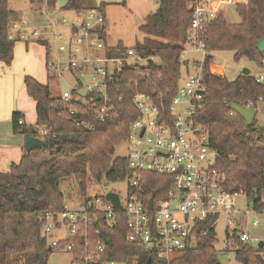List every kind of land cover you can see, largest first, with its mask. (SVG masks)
<instances>
[{"label": "trees", "instance_id": "obj_1", "mask_svg": "<svg viewBox=\"0 0 264 264\" xmlns=\"http://www.w3.org/2000/svg\"><path fill=\"white\" fill-rule=\"evenodd\" d=\"M43 1L31 0L40 5ZM57 1L47 0L48 6L54 8ZM192 3L193 0H160L156 11L144 18L139 25L144 38L133 48L155 60L123 70L109 88L114 109L105 121H99L92 113V105L85 101L66 103L60 94L54 96L55 79L49 72L47 83L32 75L25 76L26 91L36 102V126L47 133L41 136L34 126L19 124L23 114L18 111L13 113L14 131L61 142L25 151L19 163L12 164L9 171H0V264H47L55 248L43 236L42 228L48 213H58L64 207L65 197L60 187L63 178L74 177L83 195L87 194L91 181L125 180L129 173L127 158H113V154L129 138L131 125L139 117L135 92L142 91L166 105L174 100L183 77L182 57L192 35ZM107 5L97 6L104 12ZM95 7L89 0H68L63 9L81 12ZM236 10L241 18L239 22H230L220 13L203 35L208 52L203 62L206 93L194 120L208 131L218 152L217 167L229 173L230 186L244 191L254 206L264 208V128L257 125L256 118L248 125L230 107L231 103H238L257 108L264 102V81L247 69L234 80L210 69L214 57L211 52L218 50H232L236 60L246 57L264 68V54L257 49V43L264 38V0H246L237 4ZM19 19L20 14L10 8L8 0H0V63L8 66L14 60L15 44L20 40L17 36L10 39V26ZM38 43L44 45L42 41ZM128 48L119 41L109 53L117 55ZM71 109L78 113L71 116ZM81 120L94 128L78 124ZM142 182L147 201L156 202L167 197L171 177L143 172ZM94 212H91L93 224L89 232L92 238L105 241L106 260L146 264L151 259L161 264L156 255L127 239V220L122 211L117 212L115 223H109L99 211ZM215 240L213 235L200 239L197 248L189 249L177 263L217 264ZM249 251L248 247H242L237 258L247 264Z\"/></svg>", "mask_w": 264, "mask_h": 264}, {"label": "built area", "instance_id": "obj_2", "mask_svg": "<svg viewBox=\"0 0 264 264\" xmlns=\"http://www.w3.org/2000/svg\"><path fill=\"white\" fill-rule=\"evenodd\" d=\"M244 2L246 0H193L190 47L206 51L203 35L209 24L225 12L226 5ZM48 9V2L44 0L33 18L21 15L11 24V35L27 43L44 42L43 46L48 48L47 70L55 79L54 87L59 88L61 99L66 103L85 101L92 105V113L98 120L105 121L114 109L110 86L125 68L147 65L155 57L145 56L133 47L117 55L110 54L113 46L104 38L106 16L98 7L79 12V21L75 19L71 24H67L65 17L53 18ZM32 21L39 26H30ZM195 71L182 77L170 105L142 91L135 92L139 117L132 123L126 140L129 173L125 178L128 181L125 202L118 193L120 209L104 197L90 201L79 210L63 207L58 213H48L42 234L50 246L72 251L78 264H115L117 262L105 259V241L90 235L91 212L99 211L109 223H115L117 212L122 211L127 220V239L156 255L161 264H178L177 260L191 249L194 238L199 244L204 237H215L223 216L229 218L226 225L229 234L233 233L242 247L258 243L259 250L264 249V239L243 230V222L238 229H233V218H245L249 213L235 207L236 198L247 194L230 186L229 173L217 167L218 152L212 146L208 131L194 120L206 93L203 65ZM257 78L264 80L262 75ZM64 83L69 87L64 88ZM83 89L85 94L80 93ZM77 113L75 109L70 110L71 116ZM18 123L24 124V120L21 118ZM77 123L94 128L84 120ZM46 133L39 128L41 136ZM143 172L171 177L165 199L147 201L143 193ZM253 213L264 214V208L253 204ZM96 214L94 212V216ZM261 223L256 217L252 225ZM259 250L254 251L256 256L263 254ZM262 257L264 259V254Z\"/></svg>", "mask_w": 264, "mask_h": 264}, {"label": "rangeland", "instance_id": "obj_3", "mask_svg": "<svg viewBox=\"0 0 264 264\" xmlns=\"http://www.w3.org/2000/svg\"><path fill=\"white\" fill-rule=\"evenodd\" d=\"M93 4L100 5L101 3H107V7L104 11L107 19V43L111 46H115L119 41H121L127 47H133L138 41H142L144 34L139 30V25L144 21V18L151 12L156 11L159 7L160 0H89ZM29 0H8V4L11 8L19 12L21 15H27L29 18H33L36 15L35 10L29 5ZM68 0H58L57 10L48 9L49 15L53 18L65 17L67 19V24H71L75 19L79 21L80 17H77L78 13L76 11L64 10L63 7L66 5ZM40 4L35 3L34 8H37ZM226 18L230 22H239L240 16L236 10V5H226L224 12ZM30 26H39L38 23L32 21ZM40 24V23H39ZM42 24V23H41ZM67 28V26H63ZM38 42H29L19 40L15 44V56L12 64L5 67L4 75L8 76L11 74L15 77L17 71L23 70L25 67H33V72L37 74L39 80L42 83L48 82V70L47 66L45 69L44 60L38 57L35 46ZM36 44V45H35ZM35 45V46H34ZM37 47V46H36ZM39 49V48H37ZM186 53L183 54V62L190 65V73H196L195 69L198 66H202L205 60L207 51L203 49H192L189 44L186 46ZM35 52H34V51ZM211 54L213 57L214 66H219L224 70V75L229 80H234L240 73L245 69L249 70L251 74L255 76H264V68L254 61L246 57H242L239 60L234 58L235 52L232 50H218L213 51ZM185 64L183 66V77L186 75ZM264 64V59H263ZM211 65V66H212ZM2 67V65H0ZM212 71V67L210 68ZM47 70V73H46ZM8 71V73H7ZM200 71V70H198ZM201 72V71H200ZM213 73V72H212ZM2 75L0 70V85L3 78L6 76ZM31 75V74H30ZM264 81V80H263ZM15 84V82H14ZM64 88H68L66 83L63 84ZM18 89L23 92L22 85H18ZM25 91V90H24ZM52 93L54 96L60 94L58 87L52 88ZM23 96L26 98L25 94ZM28 97V96H27ZM257 115V125L264 127V102H260L256 108ZM128 156V142L123 141L113 154V158L127 157ZM10 166V165H9ZM5 166L0 163L1 171H9L10 167ZM60 187L64 193V207L71 210H79L87 206L90 201H96L98 198L106 197L109 192H117L120 194L121 199L125 202L128 196V181H118L109 182L103 180L101 182L91 181L87 190V194L83 195L78 188V185L74 177H65L60 182ZM264 202V200H263ZM235 207L239 210L249 211V213L242 218L240 216H235L233 218L234 225L233 229H238L239 223L243 222V230L249 231L251 236L264 239V214L263 213H253V203L244 194L239 195L236 198ZM262 220L261 225L254 226L252 222L255 218ZM229 218L223 216L219 219L218 225L216 227L215 234V254L218 260L217 264H245L244 261L237 258V251L242 249V246L238 243L235 235L233 233L230 235L227 230V221ZM246 222V224H245ZM64 234V233H63ZM250 249L247 254V264H260L254 251L259 250L258 243H250L248 247ZM264 254V249L259 250ZM262 254V255H263ZM47 264H78L72 251L67 248H55L51 251L48 258ZM115 264H134V261L128 262H117Z\"/></svg>", "mask_w": 264, "mask_h": 264}, {"label": "crops", "instance_id": "obj_4", "mask_svg": "<svg viewBox=\"0 0 264 264\" xmlns=\"http://www.w3.org/2000/svg\"><path fill=\"white\" fill-rule=\"evenodd\" d=\"M29 1H30L29 5L34 10L39 8L40 5L37 8H34L35 7L34 4L37 2H31V0ZM52 9L57 10V3L55 7ZM76 13H78L77 15L78 17L80 13L79 12ZM105 29H106V41H107V36H108L107 19H106ZM36 44L35 45L37 47L35 45L34 46L38 53V57L44 60L45 69H46V56H47L46 49L40 43H36ZM0 65H2V67H0L1 73L2 75H4L5 67L6 68L8 67L4 63H0ZM211 67H212V72L214 74L225 76L223 74L224 70L221 67L214 65H212ZM185 68L186 71L188 72L190 65L187 64ZM33 71H34L33 67L28 66L21 71H17L15 77H12L11 74L8 76L4 75L6 76V78L2 79L0 85V163H3L5 166L10 165L9 167H11L12 164L19 163L25 151H27L26 142H25V138L27 134L14 131L13 113L15 111L21 112L23 114L22 119L24 120L25 125L34 126L36 130L39 129V127L36 126L37 123L36 102L32 97L28 95L24 82L25 76L30 74L33 77L39 79L37 74H35ZM19 84L22 85V89L24 93H22V91L18 89ZM23 94H25L26 98L23 96ZM258 126L261 127L260 125ZM1 172H6V171H1Z\"/></svg>", "mask_w": 264, "mask_h": 264}, {"label": "water", "instance_id": "obj_5", "mask_svg": "<svg viewBox=\"0 0 264 264\" xmlns=\"http://www.w3.org/2000/svg\"><path fill=\"white\" fill-rule=\"evenodd\" d=\"M13 38V35H10V39ZM257 49L264 54V38L261 39L257 43ZM80 93L85 94L86 90L83 89L80 91ZM230 107L232 110L236 111L239 113L241 116H243L247 122L248 125H252L254 122L256 115H257V110L253 107H245L243 105H240L238 103H231ZM24 133V131H22ZM26 142V149L27 151H31L33 149H37L40 147H52L55 144L61 142L60 139L56 138H50V139H42L40 137H37L32 134H27L25 138ZM107 199H111L115 208L120 209L121 208V202H120V196L117 192H109L106 194ZM150 205L152 206V201H150ZM197 242L196 239H193L191 249H196L197 248ZM257 259L264 264V259L261 254H257ZM146 264H154L151 259L148 260Z\"/></svg>", "mask_w": 264, "mask_h": 264}]
</instances>
